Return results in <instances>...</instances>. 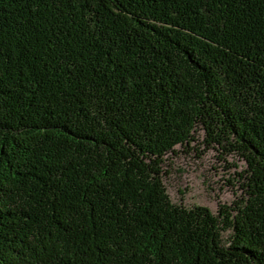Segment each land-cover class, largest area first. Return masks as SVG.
Returning <instances> with one entry per match:
<instances>
[{
  "label": "trees",
  "instance_id": "trees-1",
  "mask_svg": "<svg viewBox=\"0 0 264 264\" xmlns=\"http://www.w3.org/2000/svg\"><path fill=\"white\" fill-rule=\"evenodd\" d=\"M196 130L216 213L163 180ZM0 264H264V0H0Z\"/></svg>",
  "mask_w": 264,
  "mask_h": 264
},
{
  "label": "rangeland",
  "instance_id": "rangeland-1",
  "mask_svg": "<svg viewBox=\"0 0 264 264\" xmlns=\"http://www.w3.org/2000/svg\"><path fill=\"white\" fill-rule=\"evenodd\" d=\"M163 177L167 193L176 204L204 205L212 213L222 204H231L241 193L239 174L245 162L234 153H224L215 145H207L202 130L193 140L176 145L164 156Z\"/></svg>",
  "mask_w": 264,
  "mask_h": 264
}]
</instances>
